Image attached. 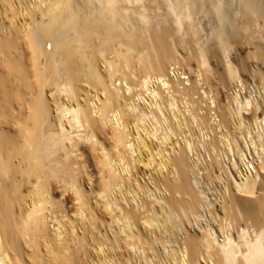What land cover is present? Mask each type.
<instances>
[{
  "label": "bare ground",
  "instance_id": "bare-ground-1",
  "mask_svg": "<svg viewBox=\"0 0 264 264\" xmlns=\"http://www.w3.org/2000/svg\"><path fill=\"white\" fill-rule=\"evenodd\" d=\"M13 1L0 264H264V0Z\"/></svg>",
  "mask_w": 264,
  "mask_h": 264
},
{
  "label": "rangeland",
  "instance_id": "rangeland-1",
  "mask_svg": "<svg viewBox=\"0 0 264 264\" xmlns=\"http://www.w3.org/2000/svg\"><path fill=\"white\" fill-rule=\"evenodd\" d=\"M12 1H13V0H12ZM20 1H21V0H19V1H18V0H17V1L14 0L13 3H14V5H15V7H16L17 10L20 11V10L22 9V11H20V15H19V16L21 17V15H23V13H26V10H25V12H23V8H25V4H23V3L21 4V9H20V6L17 5ZM25 1H29V0H25ZM15 2H16V4H15ZM20 3H21V2H20ZM22 6H23V7H22ZM9 13H10V11H9ZM5 14H6V13H5ZM7 15H8V14H7ZM10 15H11V14H10ZM10 15H9V16H10ZM9 16H8V17H9ZM19 16H18V19H19V21H20ZM6 20H8V19L6 18ZM178 54H183L182 49L179 50ZM175 60H176V61H175ZM172 61H173V62H172V65H174V64L176 63L175 66H174L175 69L179 67L178 70L181 71V70H180V69H181L180 67H183L184 70H183V69H182V70L185 71L184 74H185L186 76L190 75V73H189L190 70H188V68H187V67H188L187 64H185L184 62L178 60L177 58H176V59H173ZM181 62H182L183 64H182ZM177 63H178V64H177ZM184 64L186 65V67H184V66H185ZM179 65H180V66H179ZM183 65H184V66H183ZM171 67H172V66H171ZM186 69H187V70H186ZM186 71H187L188 73H187ZM170 73H171V72H170ZM184 74H183V75H184ZM139 76H140V75H139ZM185 80H186V79H185ZM186 81H187V80H186ZM156 82H157V81H156ZM154 85H155V83H154ZM123 86H125L124 83H123ZM136 87L139 88V86H136ZM134 88H135V86H134ZM234 88H235V87H234ZM237 89H238V87H237ZM134 90H138V89L135 88ZM125 92H126V91H125ZM198 164H199V161H198ZM196 168H198V166H197ZM137 169H138V170H137ZM133 171H134L133 173H135V171H136V172H137L136 175L138 174V176H140V174H141L143 171L146 172L147 169L144 167L143 163H142V164L140 163L136 169H135V168L133 169ZM138 172H140V173H138ZM201 172H202V171L200 170V174H201ZM142 174H143V173H142Z\"/></svg>",
  "mask_w": 264,
  "mask_h": 264
},
{
  "label": "built area",
  "instance_id": "built-area-1",
  "mask_svg": "<svg viewBox=\"0 0 264 264\" xmlns=\"http://www.w3.org/2000/svg\"><path fill=\"white\" fill-rule=\"evenodd\" d=\"M178 69V68H177ZM177 69H175V70H177Z\"/></svg>",
  "mask_w": 264,
  "mask_h": 264
}]
</instances>
